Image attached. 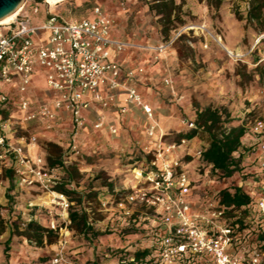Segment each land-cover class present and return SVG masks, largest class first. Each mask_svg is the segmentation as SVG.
Returning a JSON list of instances; mask_svg holds the SVG:
<instances>
[{"label": "built area", "instance_id": "1", "mask_svg": "<svg viewBox=\"0 0 264 264\" xmlns=\"http://www.w3.org/2000/svg\"><path fill=\"white\" fill-rule=\"evenodd\" d=\"M60 2L28 0L12 21L0 24V169L12 170L21 185L38 184L50 193V203L60 210L64 222L62 226L51 225L61 236L52 263L69 264L66 246L71 235L72 202L65 192L54 189L61 182L56 168L50 167L43 157L29 153L30 147L37 144L36 135L30 141L25 135L14 138L19 130H28L30 123L42 121L47 130L54 129L60 112L70 113L78 128L85 120L84 112L93 104L109 108L120 93H124L122 113H128L135 105L153 118L154 110L133 84L134 71L109 58L110 48L123 50L129 46L112 36V17L97 5L85 18H69L58 11ZM29 8L35 20L28 14ZM36 19L42 22L36 23ZM176 38L150 47L157 53L156 59L172 47ZM263 39L264 35L257 42ZM254 65L262 68L264 81V48ZM39 70L50 98L34 104L30 91ZM183 123L187 131L197 128L194 119H184ZM110 131L116 134L118 128L111 125ZM245 137L253 141L245 145L244 163L256 173L254 181L248 183L256 192V199L252 215L242 218L243 224L235 222L242 217L241 210L234 217L228 216V208L220 204L218 190H212L207 197L202 194L215 182L204 178L210 170L200 174L197 181L181 158H168L186 148L194 138L172 142L161 139L154 147L144 148L154 157L148 166L134 169L138 182L126 190L116 207L128 215L132 211L126 204L154 208L155 224L149 234L152 244L146 247L151 252L140 258L134 252L121 253L119 264H262L264 242L260 243L259 234L264 231V112L247 125ZM71 138L66 149L79 154L76 133ZM203 150L195 151L200 159ZM197 195L204 197L199 205L191 198ZM108 202L102 203L104 209H108ZM248 224L251 226L240 229Z\"/></svg>", "mask_w": 264, "mask_h": 264}, {"label": "rangeland", "instance_id": "2", "mask_svg": "<svg viewBox=\"0 0 264 264\" xmlns=\"http://www.w3.org/2000/svg\"><path fill=\"white\" fill-rule=\"evenodd\" d=\"M175 1L179 8L173 12V24L168 35L163 30L164 24L161 21V15L153 8L154 0H63L58 4V11L66 17L82 19L90 14L93 7L99 5L113 18H117L116 20L112 19L119 34L132 37V40L138 45L153 40L165 41L168 37H177L168 50L169 56L165 61V66L176 81L183 101L188 105L186 111L183 110L184 106L179 105L178 107L182 118L195 120L198 109L224 107L230 113L231 123L228 124L229 126L244 125L247 127L264 112L262 69L260 66L254 65L259 53L264 48V39L260 43L257 42L264 35V24L250 18L253 1L257 3L259 0H222L219 6H211L207 0ZM28 14L35 20L36 16L31 8H29ZM35 22H42V19H36ZM228 51L233 52L234 55L229 54ZM41 130L40 125L30 123L28 130H19L14 139L18 140L19 135H25L26 140L30 141L31 136L36 135L37 144L30 147L29 153L32 157H43L50 167L52 161L62 156V160L65 162L64 168L59 166L58 162L53 164L54 166L58 165L56 176L61 181L54 186V189L57 190L62 182L70 180V184L66 186V189L70 191L67 195L73 200L74 208L87 210L94 231L98 229L97 231L100 233L107 234L118 229L127 233L142 225H146L149 230L152 229L156 215L154 208L139 203L126 204V207L132 211V215H128L124 209L116 207V202L123 198V193L117 197L112 196L110 199L105 197L102 202L98 199L101 191L108 196L109 192L113 190L115 192L117 188L120 189V179L118 174H114V171L118 165H126L127 161H123V154H75L66 149L65 143L52 140ZM177 140L178 134H175L170 136L168 142ZM194 142L187 146L188 148L189 146L193 147L191 154L185 152L180 156L182 162L188 164L186 170L189 171L191 177L199 179L201 178L200 174H206L207 168L203 167L202 161L195 151L208 145L207 135L199 134ZM50 143L59 145L62 150L50 146ZM243 143L248 146L253 141L250 137H245ZM150 155L153 159L154 155L152 153ZM245 165L248 166V164ZM123 169L126 168L123 167ZM116 173L120 172L116 171ZM208 173L209 176H204V178L215 180L213 174L210 171ZM114 175H117L116 178ZM240 177L242 176L237 173L232 178L220 182L215 180L211 188L205 189L202 194L207 197L213 193L212 190L217 191L219 188L235 185L239 181L241 182ZM243 179V181L246 180L244 177ZM0 197H8L13 202L17 201V197H20L23 204L30 199L32 203L28 208L34 209V211L27 213L38 215V220H32L42 226L48 225L45 227L50 229H52V223L57 226L64 225L60 210L50 204V193L38 184L21 185L15 173L10 169H0ZM81 197L82 201L80 202ZM108 200H110L107 204L108 209H104L102 203ZM35 203L44 206H38L39 204ZM6 207L9 209L0 210V215L13 225L7 227L6 231L0 234V245L13 232L12 240L29 241L33 247L32 250L43 248L41 251L46 254L39 255V259L41 262L50 264L52 254L56 253L60 247L59 232L45 233L43 244H37L35 240H30L21 234L25 227L23 222L31 221L29 215L14 212L12 204H8ZM112 213L114 214L112 215ZM145 214H149L150 220H140L141 216L143 217ZM133 219H137V222H133ZM15 223L19 225V228L11 230ZM151 244L149 240L144 242L142 247L146 248ZM115 251L116 249L111 252L107 251L108 255L103 257L113 260L112 264H119V254ZM129 253L133 252L129 251ZM29 255L36 257L33 252ZM97 258L95 257V259ZM262 264H264V257Z\"/></svg>", "mask_w": 264, "mask_h": 264}, {"label": "crops", "instance_id": "3", "mask_svg": "<svg viewBox=\"0 0 264 264\" xmlns=\"http://www.w3.org/2000/svg\"><path fill=\"white\" fill-rule=\"evenodd\" d=\"M105 12L113 18L108 11ZM113 19L116 20L117 18ZM112 36L129 43V46L123 50H118L115 47L110 48L109 58L118 61L123 68L134 71L136 76L133 84L142 94L145 101L153 107V118L148 117L141 107L135 105L130 107L128 113H122L120 109L123 105L124 93H120L115 104L109 108H102L98 104H93L89 110L84 112L85 120L78 128L74 125L71 114L65 112L59 113L60 120L52 130H47L44 127L45 123L42 121L33 123L34 125L41 126V132L44 135L49 136L56 142H63L66 146L72 140V135L76 133L75 139L82 154H123V161H127L126 165H118L114 171V174H118L119 176L120 189L117 188L115 192L114 190L109 192L108 196L102 191L99 193L100 196L107 197L108 199L112 196L117 197L120 193L124 194L126 190L131 189L137 184L138 180L134 176V169L148 166L151 160V155L144 151L147 145L154 147L161 139L168 142L170 136L179 135L187 131L183 123L185 118H182L180 115L178 107L182 105L184 106V111L188 110V105L183 101V96L180 95L179 87L175 83L176 81L165 66V61L169 56L168 51L161 54L159 59H156L157 53L150 48L166 40H153L138 45L137 42L132 40V37L120 35L117 26L113 28ZM49 96L46 92L43 74L39 70L34 75L30 97L34 104H38L41 100H48ZM111 125H115L118 128L116 134L110 131ZM195 140L196 138L190 144L195 143ZM192 151L193 147L191 146L189 148H182L173 155H169L168 158H181L180 155L182 153L188 152V154H191ZM187 165L184 162L185 168ZM123 167L126 169H123ZM116 171L120 173H116ZM123 174L125 175L123 176ZM114 176L116 178L117 175ZM194 180L198 181L200 178ZM201 185L204 184L202 183ZM193 198V202L199 205L204 197H198L197 195ZM0 203L2 205L12 204L14 212L29 215L31 220H38V215L27 213L28 211H34V209L28 208L32 203L30 199L23 204L20 197H17V201L15 202L11 201L8 197H0ZM38 206L44 205L39 204ZM146 218L150 220L149 214L141 216L142 221ZM152 224H155V221ZM97 230L95 229V232L98 233L96 236L91 233L85 236L70 229L71 235L68 238L66 246L69 264H112L113 260L103 257L108 255L107 251L111 252L116 249L115 252L118 254L128 251L135 252L139 249L143 250V243L149 241L150 230L146 225L137 227V229L127 233L114 229L115 231L112 233L103 234ZM6 241L0 245V264H46V262H41V259H39V255L46 254L41 251L43 248L41 250H32L33 247L29 241L19 242L14 239L12 240V238L8 244L10 257L7 259L5 256ZM32 252L36 257L29 255ZM55 254H52V258ZM95 257L98 258L95 259ZM49 262L53 264L52 260Z\"/></svg>", "mask_w": 264, "mask_h": 264}, {"label": "trees", "instance_id": "4", "mask_svg": "<svg viewBox=\"0 0 264 264\" xmlns=\"http://www.w3.org/2000/svg\"><path fill=\"white\" fill-rule=\"evenodd\" d=\"M155 6L158 14L161 15V21L164 24L163 30L165 33L170 32L171 26L173 24L172 16L173 12L179 8V5L176 4L175 0H154ZM208 4L211 6H219L222 0H207ZM264 2L263 0L253 1V7L250 12V18L256 20L258 23L264 24L263 16ZM171 38L168 37L167 40ZM259 68V67H258ZM261 68V67H260ZM262 69V68H261ZM197 128L188 130L184 133L178 135V141L182 138L193 139L199 134L205 133L207 135L208 145L204 147L201 161L204 168L210 169L213 177L217 181L224 179H229L239 174L241 182L239 181L235 185L225 186L218 189V196L220 204L225 205L228 208L227 214L229 217L236 216V211H242V217H240L236 223L243 224L242 218H246L252 215L254 211V201L255 191L248 187L249 181H254L256 178V173L252 170V167L246 166L244 163V150L246 149L245 144L243 143L244 137L246 135V127L244 125L229 126L230 113L226 108H212L206 107L204 109H198L197 117L195 119ZM50 146H53L59 150H62L57 144L50 143ZM58 162V165L62 168L65 167V162L62 160V156L59 159L52 161L51 167H58V165H53ZM12 173V172H10ZM246 178L245 181H243ZM70 184L69 181L62 182L58 191L65 192L69 194L70 191L66 189V186ZM247 185V186H246ZM248 187V188H247ZM203 189L201 192H203ZM255 192V193H254ZM70 198V197H69ZM105 197H98L100 202H102ZM72 204L69 213L70 225L69 228L78 232L79 234L91 233L96 236L98 233L94 231L93 226L90 223V216L86 209H76L74 208V202L70 198ZM82 201V197L79 199ZM8 210L9 208L6 205L0 203V210ZM13 223H9L8 219L0 215V234H3L6 231L7 227H11ZM24 232L21 234L27 236L30 240H35L37 244H43L44 235L52 234L56 231L48 227L40 225L37 221L31 220L28 223H24ZM251 224L242 226V228H248ZM19 228V225L15 223V228ZM13 232H11L12 236ZM11 236L6 241L5 256L8 259L10 254L8 253V244L10 242ZM260 243L264 242V231L259 234ZM264 249V244L262 245ZM151 252L150 248H144L143 250L139 249L134 252L137 258L142 256H147Z\"/></svg>", "mask_w": 264, "mask_h": 264}, {"label": "water", "instance_id": "5", "mask_svg": "<svg viewBox=\"0 0 264 264\" xmlns=\"http://www.w3.org/2000/svg\"><path fill=\"white\" fill-rule=\"evenodd\" d=\"M26 1L28 0H0V20L23 7Z\"/></svg>", "mask_w": 264, "mask_h": 264}, {"label": "bare ground", "instance_id": "6", "mask_svg": "<svg viewBox=\"0 0 264 264\" xmlns=\"http://www.w3.org/2000/svg\"><path fill=\"white\" fill-rule=\"evenodd\" d=\"M60 1H63V0H47L48 3H51V4H54L56 2H60ZM22 7H20L18 10H16L15 12H13L12 14H10L9 16L5 17L4 19H1L0 20V24L2 23H7L9 21H12L16 15L20 12ZM229 54H233V52H230L228 51ZM34 147V146H33Z\"/></svg>", "mask_w": 264, "mask_h": 264}]
</instances>
